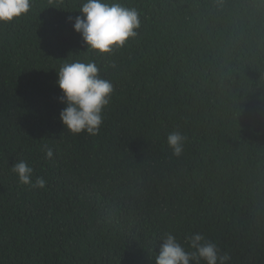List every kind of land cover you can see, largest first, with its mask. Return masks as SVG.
<instances>
[{
  "label": "trees",
  "instance_id": "trees-1",
  "mask_svg": "<svg viewBox=\"0 0 264 264\" xmlns=\"http://www.w3.org/2000/svg\"><path fill=\"white\" fill-rule=\"evenodd\" d=\"M85 2L0 23V264H155L167 232L264 264V0H106L141 20L110 53L68 20ZM76 61L114 86L95 136L59 117L57 72ZM20 160L45 188L19 182Z\"/></svg>",
  "mask_w": 264,
  "mask_h": 264
},
{
  "label": "clouds",
  "instance_id": "clouds-1",
  "mask_svg": "<svg viewBox=\"0 0 264 264\" xmlns=\"http://www.w3.org/2000/svg\"><path fill=\"white\" fill-rule=\"evenodd\" d=\"M31 0H0V23H10L28 13ZM81 15L68 17L73 22V29L80 33L87 49L99 53H110L123 47L131 38L138 35L141 27L140 14L135 8H129L119 2L108 3L106 0H86L80 9ZM56 81L62 90L59 101L65 105L59 117L64 127L74 135L87 133L95 136L103 124L102 112L110 103L114 86L111 81L99 75L94 62L64 64ZM185 136L179 131H172L167 136V146L172 155L180 157L184 151ZM45 157L54 156L53 149L44 146ZM21 184L43 189L46 180L43 177L33 179L34 169L20 160L12 166ZM159 252L155 264H229L230 256L222 253L219 246L200 233L187 236L192 251L186 250L174 234L167 232L161 236Z\"/></svg>",
  "mask_w": 264,
  "mask_h": 264
}]
</instances>
